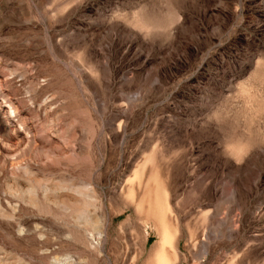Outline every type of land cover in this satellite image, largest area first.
I'll list each match as a JSON object with an SVG mask.
<instances>
[{
  "label": "rangeland",
  "instance_id": "obj_1",
  "mask_svg": "<svg viewBox=\"0 0 264 264\" xmlns=\"http://www.w3.org/2000/svg\"><path fill=\"white\" fill-rule=\"evenodd\" d=\"M0 264H264V0H0Z\"/></svg>",
  "mask_w": 264,
  "mask_h": 264
}]
</instances>
